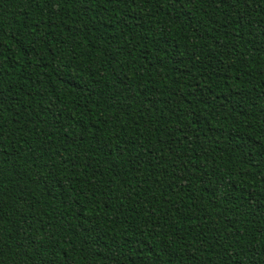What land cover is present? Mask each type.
I'll use <instances>...</instances> for the list:
<instances>
[{
    "label": "trees",
    "instance_id": "trees-1",
    "mask_svg": "<svg viewBox=\"0 0 264 264\" xmlns=\"http://www.w3.org/2000/svg\"><path fill=\"white\" fill-rule=\"evenodd\" d=\"M0 264H264V0H0Z\"/></svg>",
    "mask_w": 264,
    "mask_h": 264
}]
</instances>
